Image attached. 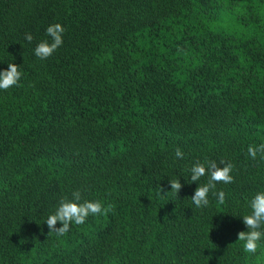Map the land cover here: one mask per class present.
<instances>
[{
	"label": "trees",
	"instance_id": "trees-1",
	"mask_svg": "<svg viewBox=\"0 0 264 264\" xmlns=\"http://www.w3.org/2000/svg\"><path fill=\"white\" fill-rule=\"evenodd\" d=\"M54 23L63 42L40 59ZM10 63L21 77L0 89V264H264V239L254 254L236 240L264 191V151L247 152L264 144V0H0ZM198 161L232 165L213 190L222 203L210 192L192 205ZM74 192L101 212L49 231Z\"/></svg>",
	"mask_w": 264,
	"mask_h": 264
},
{
	"label": "clouds",
	"instance_id": "clouds-1",
	"mask_svg": "<svg viewBox=\"0 0 264 264\" xmlns=\"http://www.w3.org/2000/svg\"><path fill=\"white\" fill-rule=\"evenodd\" d=\"M64 28L59 23L50 24L45 29V34L49 39L38 42L33 49V54L45 59L50 56L62 44V34ZM24 39L31 42V34H25ZM21 77V72L18 66L14 63L7 64L6 69H0V89H8L17 84ZM264 151V144L253 147L248 146V156L255 159L258 152ZM183 152L179 149L175 152V157L183 159ZM221 167H218L214 161L194 162L188 169L189 179L191 183H196V188L191 196L192 205L196 208L207 207L209 204V194L217 197L219 202H223L224 193L222 191L214 192L217 182L224 184L231 183L232 165L222 162ZM207 175V182L198 185L197 182L201 177ZM170 191L178 193L181 188L179 179L168 181ZM250 213L241 215L243 225L246 230L237 233L236 240L241 243L245 253H255L258 243L264 239V191H257L248 202ZM102 206L99 201H83L80 202V195L74 192L71 200L62 199L56 207L54 213L50 214L45 220V224L49 231H56L57 234L65 232L70 223L82 224L86 217L90 214L100 213ZM57 222L61 226L56 227Z\"/></svg>",
	"mask_w": 264,
	"mask_h": 264
}]
</instances>
